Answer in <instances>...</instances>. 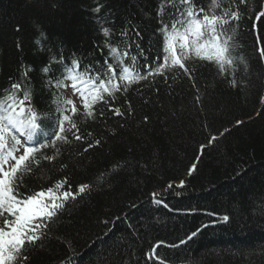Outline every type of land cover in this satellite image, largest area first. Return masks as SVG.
Returning <instances> with one entry per match:
<instances>
[{
    "label": "trees",
    "instance_id": "trees-1",
    "mask_svg": "<svg viewBox=\"0 0 264 264\" xmlns=\"http://www.w3.org/2000/svg\"><path fill=\"white\" fill-rule=\"evenodd\" d=\"M208 2L195 0L197 6ZM160 6L161 0H0V92L27 71L32 103L49 117L43 123L54 128L53 93L70 99L71 89L48 87L49 76H60L65 66L54 60L77 58L82 69L93 65L94 73L108 55L101 28H110L111 42L121 45L137 40L131 32L119 36L131 25L140 31L137 42L144 49L138 66L152 63L163 55ZM259 7L260 0L240 5L234 71L221 75L214 63L190 59L192 79L178 69L167 73V82L162 76L142 80L109 104H97L95 119L76 106L74 120L84 139L69 134L71 142L61 145L55 161L41 160L24 175L22 190L40 191L65 179V188L73 191L81 184L91 187L67 201L42 247L29 248V264H157L146 253L161 241L157 254L167 264H264V59L259 52L264 18L254 15ZM172 14L174 9L165 6L164 22L170 23ZM131 54H137L134 45ZM46 65H51L49 75L42 71ZM109 106L123 115H114ZM181 180L184 186L177 187ZM153 193L161 203L154 202ZM224 215L229 221L221 219Z\"/></svg>",
    "mask_w": 264,
    "mask_h": 264
},
{
    "label": "snow or ice",
    "instance_id": "snow-or-ice-1",
    "mask_svg": "<svg viewBox=\"0 0 264 264\" xmlns=\"http://www.w3.org/2000/svg\"><path fill=\"white\" fill-rule=\"evenodd\" d=\"M248 3L249 0H209L207 6H197L195 0H161L156 14L160 18L161 26L157 32L162 43V56L158 55L152 63L138 66V56L144 55V49L137 42L141 37L140 31L135 26H126L119 36L128 37L131 32L137 40L114 45L110 40L111 29L102 27L106 38L104 47L108 49V55L101 64L103 71L96 69L93 73V65L82 69L79 59L73 58L70 63H65L61 56L58 61L54 60L65 64L61 75L49 76L47 85L57 90L70 87L82 101L83 115L95 119L97 104H109L110 99L115 100L117 93L127 92L129 87L142 80L162 76L167 82V73L178 69L192 79L191 69L186 65L190 59L214 63L221 75L229 69L234 71L238 63L233 52L237 43L238 24L242 18L240 5ZM165 6L174 9L170 23L162 19ZM100 7L98 5L93 11L99 13ZM254 15L256 20L264 18V0H260L259 10L254 11ZM133 45L137 50L136 55L131 54ZM259 52L264 59V48H260ZM42 71L49 75L51 65H46ZM27 75L25 71L21 79L11 82L9 88L0 92V264H29V248L37 245L42 247L43 242L50 238L51 225L63 212L67 201L75 200L91 187L81 184L73 191L70 187L65 188V179L40 191L22 190L24 175L31 173L34 166H39L41 160L55 161L60 155L61 145L71 142L69 134L76 141L84 139L74 120L78 114L76 105L72 99H66L58 92L53 93L52 99L56 125L53 128L43 123L49 117L42 116L33 105L32 92L26 82ZM232 83L235 86L236 81ZM196 100L199 103V96ZM67 106H71L70 109ZM69 111L70 114H67ZM109 111L117 116L123 115L120 108L109 106ZM99 115L103 116L104 113L100 112ZM215 139L212 137L209 143ZM94 143L100 144L101 141L96 140ZM92 146V143L88 144V148ZM45 150H51V154ZM194 168L195 165L189 169V175ZM184 184L185 181L181 180L177 187H183ZM172 187V184L168 185V188ZM152 195L154 202L161 203L156 199V193ZM221 219L227 222L230 218L224 215ZM198 231L192 232L188 240L195 237ZM163 243L161 241L154 245L146 253V258L155 260L157 264H167L157 254V248ZM184 243V240L180 241V244ZM169 246L178 247L174 244Z\"/></svg>",
    "mask_w": 264,
    "mask_h": 264
},
{
    "label": "rangeland",
    "instance_id": "rangeland-1",
    "mask_svg": "<svg viewBox=\"0 0 264 264\" xmlns=\"http://www.w3.org/2000/svg\"><path fill=\"white\" fill-rule=\"evenodd\" d=\"M67 95L73 100V103L79 107V108H82V101L81 99L79 98L78 95H74L73 94V91H67Z\"/></svg>",
    "mask_w": 264,
    "mask_h": 264
}]
</instances>
